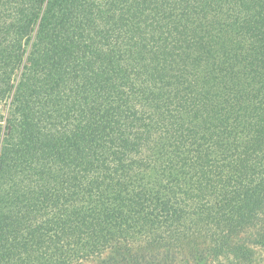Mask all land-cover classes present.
Segmentation results:
<instances>
[{
  "label": "trees",
  "instance_id": "16d2710c",
  "mask_svg": "<svg viewBox=\"0 0 264 264\" xmlns=\"http://www.w3.org/2000/svg\"><path fill=\"white\" fill-rule=\"evenodd\" d=\"M264 0H0V264H255Z\"/></svg>",
  "mask_w": 264,
  "mask_h": 264
},
{
  "label": "rangeland",
  "instance_id": "374dc122",
  "mask_svg": "<svg viewBox=\"0 0 264 264\" xmlns=\"http://www.w3.org/2000/svg\"><path fill=\"white\" fill-rule=\"evenodd\" d=\"M97 260V259H95ZM92 260L93 264H96V261ZM255 264H264V247H256V260Z\"/></svg>",
  "mask_w": 264,
  "mask_h": 264
}]
</instances>
